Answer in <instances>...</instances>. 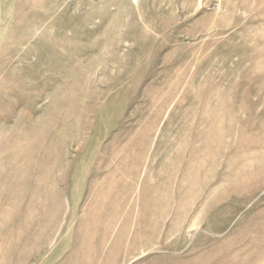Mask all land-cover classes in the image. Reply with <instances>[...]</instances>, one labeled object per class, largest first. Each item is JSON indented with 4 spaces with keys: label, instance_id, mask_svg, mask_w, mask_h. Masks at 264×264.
I'll return each mask as SVG.
<instances>
[{
    "label": "rangeland",
    "instance_id": "1",
    "mask_svg": "<svg viewBox=\"0 0 264 264\" xmlns=\"http://www.w3.org/2000/svg\"><path fill=\"white\" fill-rule=\"evenodd\" d=\"M0 264H264V0H0Z\"/></svg>",
    "mask_w": 264,
    "mask_h": 264
}]
</instances>
